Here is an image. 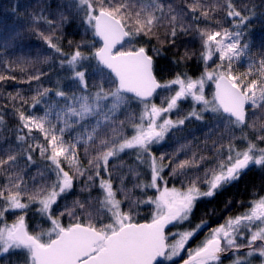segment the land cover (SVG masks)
<instances>
[{"label":"snow or ice","instance_id":"snow-or-ice-1","mask_svg":"<svg viewBox=\"0 0 264 264\" xmlns=\"http://www.w3.org/2000/svg\"><path fill=\"white\" fill-rule=\"evenodd\" d=\"M23 18L0 41V264H264V0H38ZM25 32L46 54L12 55ZM253 170L247 198L195 218Z\"/></svg>","mask_w":264,"mask_h":264},{"label":"trees","instance_id":"trees-1","mask_svg":"<svg viewBox=\"0 0 264 264\" xmlns=\"http://www.w3.org/2000/svg\"><path fill=\"white\" fill-rule=\"evenodd\" d=\"M38 0H0V41H2L6 35L14 32V31H22L27 25L26 20L23 18L25 11H31L32 7L37 4ZM255 3L259 5L261 0H255ZM19 7V11L21 16L18 17L13 13L12 9ZM66 37L68 39L79 40L81 37L79 33L74 31L73 27H68L65 30ZM251 40L253 45L255 46L256 51L261 49L262 43H264V28H261L259 22H257L251 30ZM13 56L25 57V58H35L38 55L46 54V46L35 36L24 33V38L18 41L16 47L10 50ZM242 65L246 66L247 61L243 60ZM160 68L166 72L170 69V65L168 59H164L160 62ZM190 71H196V65L193 62L190 66ZM163 74V73H162ZM34 86V85H33ZM45 86H50L49 82L45 81ZM4 88L8 92H14L16 90L26 91L29 88L27 84H20L16 82H10L5 85ZM6 103L5 100L0 99V104ZM9 124H12L13 121L10 117L6 116ZM208 132V128L204 127L200 124H193L189 126L188 132L183 133L182 135H188L189 139L199 138L203 139L204 134ZM190 133V134H189ZM174 145L166 146V149L171 151V147ZM125 161L129 164L133 162V160L129 157H124ZM132 177H129L128 186L131 187ZM260 183V173L259 170H253L249 172L248 175L240 182V184L231 186L221 192L215 199L210 201H205L197 207L195 218H199L202 212L209 213L210 222L219 218V215L222 214V210L224 208V203L229 198L245 199L247 198L246 189L250 190L253 184L259 185ZM213 213H215L213 215ZM225 264H228L227 259L225 260Z\"/></svg>","mask_w":264,"mask_h":264}]
</instances>
